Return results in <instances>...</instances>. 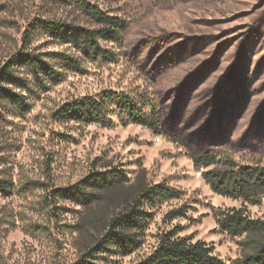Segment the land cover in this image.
Masks as SVG:
<instances>
[{"label":"rangeland","instance_id":"obj_1","mask_svg":"<svg viewBox=\"0 0 264 264\" xmlns=\"http://www.w3.org/2000/svg\"><path fill=\"white\" fill-rule=\"evenodd\" d=\"M83 1L127 27L117 37H99V47L107 52L105 58L35 29L40 22H55L109 30L73 1L0 0V74L11 67L10 77L0 81V87L15 95L0 98V181L7 184L6 192H0V264H77L81 260L87 264H138L158 247L161 236L178 226L185 228L181 236L193 235L213 244L226 264H235L250 250L241 245V238L220 231L215 213L244 207L250 218L264 219V199L259 205H250L215 194L202 171L195 169L185 146L146 127L124 124L118 116H112L108 126L65 122L56 113L66 103L106 92L164 105L169 91L211 60L218 44L232 40L221 55V65L205 84L211 86L229 71L245 34L264 23V0ZM172 35V46L189 39L221 38L202 41L196 52L192 46L191 56L155 77L149 62L158 57L153 55L156 41L162 43ZM24 54L37 56L64 74L61 81H46L27 64L10 66L15 57ZM263 54L264 45L255 41L245 62V72L252 78L258 74L251 87L253 107L264 98V66L257 73ZM63 56L76 60L78 69H65ZM22 103L24 107L18 105ZM157 137L162 142H156ZM238 147L227 146L219 152L239 166L264 167V153ZM112 170L122 171L129 181L98 192L89 205L53 194L92 174ZM160 183L184 196L154 211L142 248L129 256L109 248L87 257L106 236L112 219L142 190ZM184 207L187 217L168 218L169 212Z\"/></svg>","mask_w":264,"mask_h":264},{"label":"trees","instance_id":"obj_2","mask_svg":"<svg viewBox=\"0 0 264 264\" xmlns=\"http://www.w3.org/2000/svg\"><path fill=\"white\" fill-rule=\"evenodd\" d=\"M71 1L109 30L96 31L55 22H40L35 29L46 30L52 37L79 46L89 55L105 58L107 52L99 47V37H117L127 31V27L119 19L104 15L83 0ZM253 27L237 44L229 71L211 86L205 84L221 65V55L226 50L225 46L233 43L232 40L218 44L213 58L187 74L179 85L170 90L164 105L125 93L106 92L99 97L86 96L66 103L57 111L56 117L65 122L108 126L111 117L118 116L124 124L143 126L155 135L172 138L185 146L195 169L202 171L203 179L215 194L244 204L259 205L264 199V167L239 166L231 157H223L219 152L221 148L238 145L240 149L264 153V98L253 107L251 87L258 74L252 78L244 70L252 43L257 41L264 45V23ZM174 38L172 35L166 36L162 43L156 41L157 50L153 55L158 57L149 62V70L155 77L176 68L191 56L193 52L189 51L192 46L196 52L202 41L219 40L221 36L204 37L200 41L189 39L172 46ZM163 47L165 50L161 52ZM62 58L65 69H78L76 60L66 56ZM20 64H27L46 81L59 82L64 76L37 56L24 54L15 57L10 66ZM258 66L257 73L263 69L264 54ZM10 72L11 67L1 73L0 81L10 77ZM5 95L15 98L0 87V98ZM18 105L25 106L24 103ZM128 181L122 171L112 170L92 174L84 182L56 190L53 194L74 203L89 205L96 201L98 192L118 188ZM6 185L5 181H0V192H6ZM183 196V192L166 183L142 190L124 212L112 219L106 236L86 256L96 257L93 252L109 248H114L121 256L136 253L143 246L142 239L154 219V211L166 202L180 200ZM187 213L186 207L175 209L169 212L168 218H185ZM215 219L222 233L241 238V245L250 250L235 264H264V219L250 218L244 207L217 210ZM184 231V227L178 226L165 233L158 247L138 264H226L216 254L213 244L196 240L193 235L181 236ZM77 264L87 263L81 260Z\"/></svg>","mask_w":264,"mask_h":264},{"label":"built area","instance_id":"obj_3","mask_svg":"<svg viewBox=\"0 0 264 264\" xmlns=\"http://www.w3.org/2000/svg\"><path fill=\"white\" fill-rule=\"evenodd\" d=\"M156 142H158V143L162 142V137H157Z\"/></svg>","mask_w":264,"mask_h":264}]
</instances>
